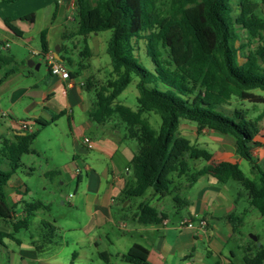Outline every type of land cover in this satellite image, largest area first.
<instances>
[{
  "label": "trees",
  "instance_id": "1",
  "mask_svg": "<svg viewBox=\"0 0 264 264\" xmlns=\"http://www.w3.org/2000/svg\"><path fill=\"white\" fill-rule=\"evenodd\" d=\"M74 4L78 19L75 35L82 37L84 44L79 70L87 68L92 57L88 37L112 31L107 52L113 70L107 83L98 86L90 116L100 125L119 119L125 125V138L138 144V152L129 165L135 183L124 190V199L143 197L152 189L159 200L172 197L177 212L189 206V200L180 194L179 181L196 183L206 170L196 169L193 163H209L213 154L181 134V123L186 120L195 123L199 133L207 129L235 139L238 154L259 171V179L247 177L238 165L230 166V177L247 192L250 205L264 217V171L254 158L262 146L257 138L264 112L253 118L250 108L225 110L233 99L264 106V15L260 3L238 0L236 15L233 0H170L166 11L161 8L163 0H74ZM22 19L33 22L34 14ZM5 24L22 36L12 20L7 19ZM134 40L146 41V56L152 68L139 62ZM40 42L42 55L47 56V30L41 32ZM13 64H17L13 56L0 53V69ZM15 72L11 69L0 76V86ZM133 76L140 79L136 110L116 102ZM220 108L230 115L217 111ZM148 113L160 115L159 132L145 117ZM39 130L15 135L13 139L0 136V157L8 166L7 170L0 169V220L9 225V231L0 230V245L5 240L20 245L16 235L30 229L31 219L39 210L49 208L41 201L23 202V216L16 218L17 206L7 201L6 189L20 168L22 157L33 151ZM58 174L55 170L45 176L52 180ZM136 217L142 225H157L165 214L144 201L139 204ZM228 221L237 232L243 218L230 215ZM44 228L52 233L55 226L45 224ZM42 236L45 239L49 234ZM52 240L49 237L45 244L33 245L43 253ZM252 243L257 244L253 240ZM101 256L106 260L110 257L107 252ZM121 259L126 264H149L148 250L134 245ZM244 262L264 264V246L254 255L248 253Z\"/></svg>",
  "mask_w": 264,
  "mask_h": 264
},
{
  "label": "crops",
  "instance_id": "2",
  "mask_svg": "<svg viewBox=\"0 0 264 264\" xmlns=\"http://www.w3.org/2000/svg\"><path fill=\"white\" fill-rule=\"evenodd\" d=\"M12 4L13 0H0V36L3 38L0 43L2 50L12 49L15 45L24 55L21 59L13 56L16 66L0 69V76L11 69L16 71L0 86V124L8 122L10 139L28 133L21 127L22 122L30 123L34 132L40 128L32 144L35 145L33 150L48 156V165L59 172L57 177L61 185L75 183L72 206L88 217L81 230L90 236V241L99 248L101 239L93 234L107 229L109 237V233L116 229L119 231L117 242L131 240L117 253L120 259L134 245H141L148 250L149 264H236L243 247L247 254L254 255L257 250L253 244L243 240L237 245L231 242L237 232L233 231L228 217L236 215L244 220L254 209L241 186L231 182L230 166L238 165L242 169L245 161L237 152L235 139L217 134L214 140L220 147H204L213 154V160L204 162L200 168H204L206 173L193 185H188L184 179L179 181L180 194L190 202L188 207L177 212L172 197L159 200L152 192L142 202H149L163 211L165 218L157 225L140 224L137 212L130 217L126 214L133 198L124 199L123 196L127 186L135 183L129 165L138 152V146L125 138V130L117 118L100 125L90 116L96 104L95 92L104 83L98 77L100 67L92 63L99 53L90 48L92 57L89 66L83 70H79L80 60L73 58V55L80 56L83 42L82 37L75 35L78 19L74 0H31L17 9L11 8ZM260 12L264 15L261 6ZM30 14H34L33 22L22 19ZM7 19L12 20L22 36L6 26ZM43 30H47L49 42L47 57L66 65L71 74L68 80L51 74L48 60L41 52V42L35 44ZM92 39L91 34L88 43ZM70 43L73 49L69 47ZM63 53L69 61L66 62ZM239 61L243 63L242 58ZM29 62L33 64L29 65ZM258 107L260 110L253 118L264 112L263 105ZM42 123L46 125L42 126ZM260 126L262 130L257 141L262 146L257 148L254 158L264 171V117ZM249 172V178L259 179V171L251 165ZM14 183L22 190L20 183ZM24 191L19 193L17 201L25 202L23 195L29 191L27 188ZM243 196L245 200L241 204ZM168 198L173 203L176 218L167 211ZM140 203H137V209ZM191 218L196 225L200 218L207 220V234H202L197 227L180 226L183 220ZM5 241L0 245V253L1 247L7 248ZM33 242H37L35 237L31 238L30 245L22 240L20 245L16 243L20 249L18 264H49L41 257L45 251L39 253ZM8 259L6 264H17L16 258L8 256Z\"/></svg>",
  "mask_w": 264,
  "mask_h": 264
},
{
  "label": "rangeland",
  "instance_id": "3",
  "mask_svg": "<svg viewBox=\"0 0 264 264\" xmlns=\"http://www.w3.org/2000/svg\"><path fill=\"white\" fill-rule=\"evenodd\" d=\"M164 6L161 8L166 11L169 9L170 0H163ZM238 0H233L234 4V15L238 13L236 3ZM260 3L262 11L264 12V0H254ZM31 0H13V4L10 5L11 8L17 9L18 7L24 6L29 4ZM92 40L89 41L88 45L92 49L94 53H99V57H94L92 59V63L96 67H100V71L98 73V77L102 80L104 85L110 79L112 73V61L111 57L108 54V45L109 41L112 38V31H104L100 32L97 35L92 34ZM3 38L0 36V40ZM245 41V39H243ZM35 44H40L39 36L35 39ZM81 49H84V44L82 43ZM134 46L136 50V56L139 62L148 67L152 68L150 59L146 56V41L144 40H134ZM257 46V43L254 44ZM69 47L73 49V44H69ZM17 46L13 45L12 49L2 50L1 43H0V53H4L10 56H16L17 58L21 59L24 55V52H20L21 49ZM19 51V52H18ZM22 53V54H17ZM20 55V56H19ZM66 57L65 53L62 54ZM75 61H81V57L77 55H73ZM16 66V64H13ZM9 69V67H8ZM75 69V67H73ZM139 78L133 76L132 83L127 87V89L118 97L116 100L117 103L130 107L133 110L137 108V98L139 96V91L137 88V84L139 82ZM246 109L250 108L251 113L250 116L253 115L260 110L258 106L253 107L248 102H243L239 99H233L232 105L226 107L225 110L232 111L234 109ZM222 113L226 115H230L228 112H224L222 108L218 109ZM145 117L149 120L150 125L152 128L159 132L161 126V117L155 113H148L145 114ZM7 122V121H6ZM6 122L0 124V136L6 139H10L7 135L9 131V127L7 126ZM123 129L125 130V125L117 119ZM8 123V122H7ZM181 134L192 141V143L198 147H205V148H213L217 149L220 146L218 142H215V136L219 133L210 131V130H203L202 132H198V127L195 123L183 120L181 123L180 128ZM134 144L137 142L133 139H129ZM1 145V143H0ZM35 145H32V150ZM46 154H38L35 153L34 150L26 154L22 157L21 166L12 177L10 182H13L8 186L7 195H8V203L10 205H16V218H21V214L23 212V203L17 201V197L19 193H25L24 189H28V194H24L23 198L26 203H31L35 201H41L49 208L47 210L41 209L39 210L36 215L31 219V227L29 230H22L20 233L16 235V237L22 240L26 245H30L31 238L35 237V240L38 244H45L49 237L53 239L52 243L48 246L45 252L41 255L49 264H126L123 262L120 257L117 255L120 252V249H123L124 246L130 243V239L127 241H120L117 242L116 234H119V231L114 229V232H108L109 237L106 235V230L103 229L97 231L95 234V238L100 237V245L99 248L96 247L95 243L90 241V236L87 235L81 227L84 223L88 221V217L84 214H80L73 206L72 201L75 194V183L61 185L60 179L58 177L54 179H49L45 176L46 173L49 171H53V166H49L47 162ZM204 161H196L193 163L196 169L202 168ZM250 165L247 161H244L242 164V170L246 174L247 177H251L249 172ZM0 169L7 170L8 166L7 163L0 157ZM20 183L22 188L19 189L16 184ZM233 184L239 186L240 184L236 181H231ZM241 190L244 194L247 192L241 187ZM153 192L152 189H149L143 197L133 198L131 204L128 208H126V214L130 217L135 212H137V203L142 202L146 198L150 196ZM70 197V199H69ZM243 196L240 200L241 204H244ZM69 199V201L67 200ZM167 211L168 213H172V218H176L177 214L173 210V203L171 199H167ZM18 214V216H17ZM53 225L55 228L53 229L52 233L44 228V225ZM8 223L0 220V230L9 231ZM43 231V233H42ZM49 234V237L44 239L43 234ZM235 237L231 240L232 244H240L241 241H246L247 243H252V236L258 237V243H261L264 246V217L258 212L257 209H253V212L247 214L243 223L240 225L237 233H235ZM6 247H1L0 253V263L6 264V260L8 256H12L16 258L17 264L19 261L18 253L20 252L19 246L16 243L6 240ZM114 243V244H112ZM258 243L254 245V250L256 251L258 248ZM107 251L110 255L108 260L104 259L101 256V253ZM9 252V254H8ZM239 253V251H238ZM247 254L244 247L241 251V256L239 254L240 260L236 264H244L243 257ZM9 260V259H8ZM23 263V262H22ZM25 264V263H23Z\"/></svg>",
  "mask_w": 264,
  "mask_h": 264
},
{
  "label": "built area",
  "instance_id": "4",
  "mask_svg": "<svg viewBox=\"0 0 264 264\" xmlns=\"http://www.w3.org/2000/svg\"><path fill=\"white\" fill-rule=\"evenodd\" d=\"M47 56H45V57L48 60L49 69H50L51 74L53 76L68 80L71 76H70V72L66 68V65L62 62L55 61L52 58L47 57ZM21 127L26 132H28L29 134L34 132L30 123H28V122H22ZM86 142H89V139H86ZM198 221H199L198 225H196L194 219H192V218L191 219H185L181 222L180 226L181 227H188V228H192V229H195L197 227L198 230H200L202 234H207V230H208L207 220L200 218V219H198Z\"/></svg>",
  "mask_w": 264,
  "mask_h": 264
},
{
  "label": "water",
  "instance_id": "5",
  "mask_svg": "<svg viewBox=\"0 0 264 264\" xmlns=\"http://www.w3.org/2000/svg\"><path fill=\"white\" fill-rule=\"evenodd\" d=\"M29 65H32L33 64V62H31V64H30V62L28 63ZM37 68H38V66H37ZM252 239H253V241H255V242H257L258 243V237H256V236H252ZM262 244L261 243H258V246L260 247Z\"/></svg>",
  "mask_w": 264,
  "mask_h": 264
}]
</instances>
